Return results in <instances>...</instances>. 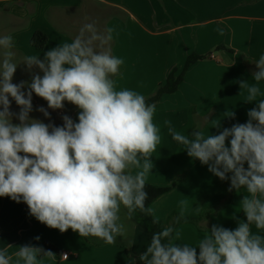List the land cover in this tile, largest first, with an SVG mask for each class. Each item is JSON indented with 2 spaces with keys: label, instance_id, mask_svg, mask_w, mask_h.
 <instances>
[{
  "label": "clouds",
  "instance_id": "obj_1",
  "mask_svg": "<svg viewBox=\"0 0 264 264\" xmlns=\"http://www.w3.org/2000/svg\"><path fill=\"white\" fill-rule=\"evenodd\" d=\"M113 32L86 23L70 42L19 60L12 36H0V197L26 203L29 214L51 229H71L105 244L127 238L125 219L137 210L159 223L152 206H146L145 191L151 157L161 142V130L153 122L157 106L135 90L117 89L114 77L124 60L112 54ZM254 63L255 83H239L246 102L255 103L246 123L205 136L199 128L181 134L165 122L190 158L220 180L230 179L229 191H246L239 202L245 219L237 218L234 229L218 224L209 229L205 220L207 234L195 246L174 243L176 228L162 227L139 255L142 264H264V98L257 99L264 54ZM21 64L31 81L13 83ZM33 93L52 110L63 109L65 101L75 105L77 120L64 115L63 125L56 126L31 118ZM13 100L19 112L11 111ZM36 110L50 119L43 106ZM183 209L181 202L174 224L187 222ZM18 248L14 262L7 248L0 250V264H40L38 257L55 256L30 244Z\"/></svg>",
  "mask_w": 264,
  "mask_h": 264
},
{
  "label": "crops",
  "instance_id": "obj_2",
  "mask_svg": "<svg viewBox=\"0 0 264 264\" xmlns=\"http://www.w3.org/2000/svg\"><path fill=\"white\" fill-rule=\"evenodd\" d=\"M94 8L104 18V29H114L112 54L124 60L114 77L118 90H135L147 98L173 68L182 70L188 56L205 57L188 69L176 93L162 96L156 105L153 122L161 130V142L146 177L148 184L173 185L151 205L162 227L168 226L173 211H180L181 202L185 216L201 214L224 199L223 181L209 172L207 165L187 155L171 138L165 122L170 121L181 134L191 135L199 128L205 136L247 122V112L255 103L246 102L247 92L239 83H255L254 62L264 54V0H0V33L12 36L17 60L26 54L43 56L48 48L74 39L90 21ZM66 26L74 31L70 30L72 35L64 30ZM37 31L48 36L42 50L31 45ZM20 81H31V73L23 64L13 77V83ZM259 87L258 100L264 98V82ZM39 107L33 104L30 117L49 123L36 110ZM71 107L58 111L77 120L79 109ZM11 108L19 109L15 101ZM231 112L234 118L228 116ZM13 123L19 121L14 118ZM218 123L220 128L215 127ZM246 194L244 189L233 190L232 202L217 216L206 219L207 227L218 224L234 229L237 218L245 219L239 202ZM125 213L122 210V218ZM125 225L127 238L118 237L116 241H131L130 255L122 246L96 245L71 229L64 233L51 229L29 214L26 203L0 197V250L7 248L13 262L18 246L44 248L43 242L49 241L58 250H51L54 257H38L40 264H142L138 257L148 246V235L128 219ZM200 225L202 229L192 223L180 225L173 242L195 246L207 234L205 220ZM252 230L258 231L254 226ZM62 253H68L66 260L61 259Z\"/></svg>",
  "mask_w": 264,
  "mask_h": 264
},
{
  "label": "trees",
  "instance_id": "obj_3",
  "mask_svg": "<svg viewBox=\"0 0 264 264\" xmlns=\"http://www.w3.org/2000/svg\"><path fill=\"white\" fill-rule=\"evenodd\" d=\"M47 42H48V36L42 31H37L31 39V45L37 50L44 49L45 46L47 45ZM219 48H222V47H219ZM204 58L205 57L197 55V54H191L190 56H188L182 70L179 72L178 68H173L168 74L165 82L160 84L155 90V92L146 98L147 102L154 103L157 105V103L160 101L162 96L176 93L179 87L181 86V84L183 83L185 74L187 73L188 69L193 64L197 63L200 60H203ZM223 185H224L226 194H225L224 199L221 202H218L217 204L211 207H208L201 214L197 216H185L187 218V222H181L178 225L174 224V220L178 212L173 211L167 219V225H172L173 227L177 229V227H179L182 224L192 223L195 226H197L199 229H202L200 225L202 221L206 219H210L211 216H217L219 212H221V210H223L225 207H227L232 202L233 190L229 191L230 179L223 180ZM172 189H173V185L164 187V186H157V185L146 183L145 191L148 193V199L146 200V206L152 205L158 198L169 193ZM124 211L126 212V210ZM157 220L159 221V223H153L152 217L144 216L142 213L139 212V210H137L133 218L130 219V221L134 225H136L141 230L147 233L148 240H149L148 244L151 241L153 233L160 231L162 228V221L159 219ZM86 240L96 245H105V243L97 239L93 240L92 238H86ZM130 243L131 241L124 242V243L116 241L114 244L125 248V250L127 251V254L130 255L131 254ZM43 246L45 250H53V251L58 250V248L52 243H50L49 241H44Z\"/></svg>",
  "mask_w": 264,
  "mask_h": 264
},
{
  "label": "rangeland",
  "instance_id": "obj_4",
  "mask_svg": "<svg viewBox=\"0 0 264 264\" xmlns=\"http://www.w3.org/2000/svg\"><path fill=\"white\" fill-rule=\"evenodd\" d=\"M95 9V8H94ZM100 12V11H99ZM97 11V9L93 10V12H90L91 15H90V21L88 23H92V22H95V25L98 29V31H103L104 30V18L101 16V14ZM64 30H66V32L68 33H71V35L73 34L71 31H73L71 28H68V26L64 27ZM71 30V31H70ZM2 31V30H1ZM74 32V31H73ZM5 35V34H3ZM0 36L1 33H0ZM11 99V98H10ZM14 101V100H13ZM12 101V102H13ZM32 103L34 104V106L38 105V106H42V105H47V102L40 98V97H37L36 95H34L32 97ZM71 104V103H70ZM68 104L66 101L64 102V107L68 108V107H71V106H74V105H70ZM48 107V106H47ZM72 108V107H71ZM70 108V109H71ZM18 110L20 109H14V108H11V111L13 112H17ZM59 110V109H58ZM58 110H48V112L50 113V119L48 118V121L49 123H54L56 126H62L63 125V120H62V115L60 114V112ZM39 112V111H38ZM41 113V112H39ZM42 114V113H41Z\"/></svg>",
  "mask_w": 264,
  "mask_h": 264
},
{
  "label": "built area",
  "instance_id": "obj_5",
  "mask_svg": "<svg viewBox=\"0 0 264 264\" xmlns=\"http://www.w3.org/2000/svg\"><path fill=\"white\" fill-rule=\"evenodd\" d=\"M64 254H66L67 257H64V256H63ZM68 256H69L68 253H62V255H61V259L66 260V259L68 258Z\"/></svg>",
  "mask_w": 264,
  "mask_h": 264
}]
</instances>
